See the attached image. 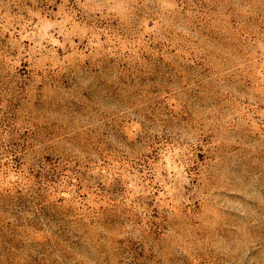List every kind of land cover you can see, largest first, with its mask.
<instances>
[{
  "label": "rangeland",
  "instance_id": "1",
  "mask_svg": "<svg viewBox=\"0 0 264 264\" xmlns=\"http://www.w3.org/2000/svg\"><path fill=\"white\" fill-rule=\"evenodd\" d=\"M0 264H264V0H0Z\"/></svg>",
  "mask_w": 264,
  "mask_h": 264
}]
</instances>
